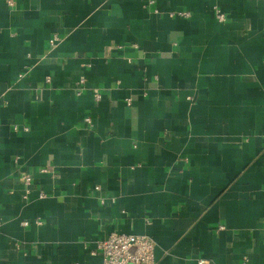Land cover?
Returning <instances> with one entry per match:
<instances>
[{
	"label": "crops",
	"instance_id": "obj_1",
	"mask_svg": "<svg viewBox=\"0 0 264 264\" xmlns=\"http://www.w3.org/2000/svg\"><path fill=\"white\" fill-rule=\"evenodd\" d=\"M149 1L0 0V264H264V0Z\"/></svg>",
	"mask_w": 264,
	"mask_h": 264
},
{
	"label": "built area",
	"instance_id": "obj_2",
	"mask_svg": "<svg viewBox=\"0 0 264 264\" xmlns=\"http://www.w3.org/2000/svg\"><path fill=\"white\" fill-rule=\"evenodd\" d=\"M150 4L153 3L152 0L149 1ZM12 4V1H10ZM156 13L158 10L154 9ZM179 15L183 17H190L191 12L185 11L180 13H171L173 15ZM217 18L219 21H225V14L221 11H217ZM59 41L58 35H53L50 38V45L55 46ZM51 78L47 77V82H50ZM85 84V79L81 78L78 82L79 89L77 90L78 95H81L82 85ZM94 94L96 99H100L101 95L98 89H94ZM131 103V99H127V104ZM90 119H87L89 121ZM17 129V127H15ZM25 130H28L25 127ZM23 184L26 187L32 182V175L29 172H25L21 175ZM100 185L95 186L96 191H100ZM39 223V221L37 220ZM23 225H28L29 221H23ZM156 241L144 234H130V233H118L113 232L108 237L96 242L95 246L90 250L91 254L95 255L101 253L103 257L102 264H156ZM77 264V263H72ZM199 264H208V261L202 259Z\"/></svg>",
	"mask_w": 264,
	"mask_h": 264
}]
</instances>
